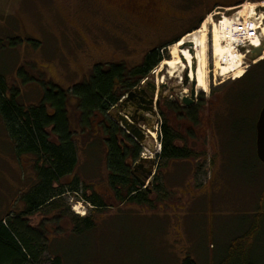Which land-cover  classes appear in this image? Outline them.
<instances>
[{
	"label": "rangeland",
	"instance_id": "374dc122",
	"mask_svg": "<svg viewBox=\"0 0 264 264\" xmlns=\"http://www.w3.org/2000/svg\"><path fill=\"white\" fill-rule=\"evenodd\" d=\"M153 1L158 14L149 23L130 12L133 5L149 0H0V72L10 88L20 91L26 106L41 102L51 86L69 91L82 84L96 66L108 69L123 63L131 69L166 45L161 52L164 61L171 60L169 48L199 28L180 41L192 40L198 52L197 124L186 123L170 108L174 103L184 108L183 99L190 96L181 67H164L159 73L162 63L142 81L165 87L161 109H169V124L183 136L178 146L192 150L194 158L188 164H159L161 140L155 131L157 142L149 140L143 149L144 158L157 161V177L150 180L151 203L118 204L108 184L99 119L83 131L77 102L70 99L79 165L62 184L68 188L79 178L82 192L101 196L107 208L95 209L82 194H66L28 217L29 226L47 237L48 250L34 264H51L54 258L61 264H182L188 258L196 264H219L236 240L243 246L245 262L264 264V164L254 152L255 120L264 106V66L262 78L241 82L264 60L254 64L244 58L239 74L227 81L215 77L213 34L202 30L209 18L219 25L229 13L264 0ZM254 17L257 23L258 15ZM212 29L210 25L209 33ZM33 163L31 156L16 155L0 118V221L25 211L21 197L36 181ZM136 163L130 161L133 167ZM148 168L144 164L136 176L143 179ZM81 218L91 219L94 228L76 233Z\"/></svg>",
	"mask_w": 264,
	"mask_h": 264
},
{
	"label": "trees",
	"instance_id": "16d2710c",
	"mask_svg": "<svg viewBox=\"0 0 264 264\" xmlns=\"http://www.w3.org/2000/svg\"><path fill=\"white\" fill-rule=\"evenodd\" d=\"M198 29L195 28L191 32ZM168 46L170 45L151 51L141 65L131 69L123 63L111 65L108 69L96 66L87 81L69 91L51 86L42 101L31 106L22 103L20 91L10 88L5 75L0 72V118L16 155L18 157L28 155L34 159L33 170L36 175L35 183L21 197L26 207L25 211L19 216H9L6 220L0 221V264H34L39 261L48 250L47 237L44 232L29 226L27 218L47 207H52L55 201L64 195L82 194L83 201L95 209L107 208L101 196L97 194L88 196L86 191L82 192L79 178H76L68 188L62 184L64 179L75 173L79 165L76 132L71 129L68 112L70 99L77 102L79 122L83 131L91 130L94 122L99 119V126L104 134L102 143L105 147L109 173L108 184L115 201L118 204L151 203L148 198L153 194L152 190L148 192L140 186L132 174L133 165L130 164V161L136 163L141 159L143 148L113 121L110 113L126 95L149 78L164 62L165 58L161 51ZM2 50L0 41V53ZM263 66L264 61L260 62L255 70L248 71L241 82L262 78L260 72ZM170 108L177 117L186 120V123L199 122L198 109L195 107L181 109L174 103ZM167 111L160 110L162 152L158 156L159 164L165 161L188 164L194 158V152L187 147L178 146V143H183V136L169 124ZM256 159L259 162L257 156ZM158 188L161 189L159 186ZM80 222L83 225L76 233L89 231L95 226L89 218H81ZM238 241L230 246L227 257L219 264H248L242 257L243 246H240ZM51 264H61L60 259L54 258ZM182 264L196 262L188 258Z\"/></svg>",
	"mask_w": 264,
	"mask_h": 264
},
{
	"label": "bare ground",
	"instance_id": "6f19581e",
	"mask_svg": "<svg viewBox=\"0 0 264 264\" xmlns=\"http://www.w3.org/2000/svg\"><path fill=\"white\" fill-rule=\"evenodd\" d=\"M260 8H264V4L256 5V4H246L243 10L234 13L229 18L223 17V20L220 21L219 25L214 24L210 21V18L206 20L204 23L202 30L205 34H213V65L214 70L212 74L216 77L217 75L221 77V79L229 80V76L237 75L242 70V65L244 62L245 55L240 52L237 48H235V44L241 42L250 43L254 48L260 47L261 43L264 41V12L260 14L257 13V10ZM254 15H258L257 23L255 20L256 17ZM240 22V23H239ZM241 22L244 26V31H239V26H241ZM212 25L213 29L209 33V26ZM213 32V33H212ZM242 35L239 38H235L236 35ZM204 35V34H203ZM239 35V36H240ZM237 39V40H236ZM193 42V41H192ZM206 42V41H205ZM186 43H191V41L183 40L178 44L173 45L169 48L170 55L172 57L171 60L164 61L159 73H162V69L164 67L169 69H176L181 67L184 70H190V80H195L198 87V72H197V54L198 52L194 48L195 56H192L188 50L183 51V45ZM208 44V43H207ZM227 44V45H226ZM182 57L186 59L187 63L182 62ZM208 57V56H207ZM208 60V59H207ZM264 60L263 56L258 59L256 62ZM255 62V63H256ZM196 65V72H193V67ZM207 65V62L206 64ZM183 74V73H182ZM209 74L210 70L207 69L206 83L209 82ZM173 77V76H172ZM164 78L159 79L158 83L163 84ZM224 81V80H223ZM224 81V82H225ZM153 143H156L158 140V135L156 132H148Z\"/></svg>",
	"mask_w": 264,
	"mask_h": 264
},
{
	"label": "water",
	"instance_id": "95a60500",
	"mask_svg": "<svg viewBox=\"0 0 264 264\" xmlns=\"http://www.w3.org/2000/svg\"><path fill=\"white\" fill-rule=\"evenodd\" d=\"M257 11L264 12V8H260ZM183 50H188L192 56H195L192 44H184ZM263 53L264 41L261 43L260 47H252L247 57H249L251 61H256L263 56ZM182 62L185 64L187 63L186 59L183 57ZM193 72H196V65L193 67ZM183 76L184 88H190V96L183 99V104L188 108L196 102L199 92L197 90L196 81L190 80V70H186ZM164 88V86L158 87L156 84L148 83L146 86L134 89L127 95V98L115 108L116 114L112 115L113 121L118 123L121 128L142 148L146 149L148 141L151 140L148 135V131L155 132L154 124L158 119V112L160 110V103L163 98ZM129 102L139 104L138 111L135 116L125 112L123 109L124 105ZM256 132L257 157L259 161L264 164V106L259 114L256 124ZM148 148L150 153L154 154L156 152L155 146L152 142L148 144ZM144 164H148L149 168L143 171V179L138 178V181L144 190L151 192L150 180L155 176L157 161L152 158H141L139 163L135 165L134 171L138 172L139 170H143Z\"/></svg>",
	"mask_w": 264,
	"mask_h": 264
},
{
	"label": "flooded vegetation",
	"instance_id": "af4514ba",
	"mask_svg": "<svg viewBox=\"0 0 264 264\" xmlns=\"http://www.w3.org/2000/svg\"><path fill=\"white\" fill-rule=\"evenodd\" d=\"M216 5H218V3ZM217 8H221V7L217 6ZM131 9L132 10L130 12H132L134 15L139 17L138 19H141L144 21L146 20V22H149V23L154 22L155 16L158 14L157 4H156V2L154 3L153 0H149L148 4L145 3V4L133 5ZM228 9L232 10L231 8H228ZM190 16L196 17L193 14H191ZM186 34H188V32ZM186 34H184L183 36H185ZM180 38H182V36ZM191 43L194 44V42H192V40H191ZM197 90H198V87H197ZM196 103H197V100L190 107H188V108L184 107V108L190 109V108L194 107L196 105ZM138 107H139V104H136L134 102H129V103H126L124 105L123 109L125 110V112H128L129 114H132L133 116H135L136 112L138 111ZM134 172L135 171L133 170V173H132L133 176L135 175L134 177H137L136 174H134ZM136 179L138 180V177Z\"/></svg>",
	"mask_w": 264,
	"mask_h": 264
},
{
	"label": "built area",
	"instance_id": "2783aa9c",
	"mask_svg": "<svg viewBox=\"0 0 264 264\" xmlns=\"http://www.w3.org/2000/svg\"><path fill=\"white\" fill-rule=\"evenodd\" d=\"M240 23V22H239ZM239 31L240 32H243L244 31V26H243V23L241 22V26H239ZM240 34H238V35H236L237 36V38H239V37H241L242 35H240ZM237 40V39H236ZM242 41H243V39H241ZM241 41V42H242ZM241 42H239V43H236L234 46H235V48H237V49H240V48H247V47H249L250 46V43H245V42H243V43H241Z\"/></svg>",
	"mask_w": 264,
	"mask_h": 264
},
{
	"label": "crops",
	"instance_id": "0c3cea01",
	"mask_svg": "<svg viewBox=\"0 0 264 264\" xmlns=\"http://www.w3.org/2000/svg\"><path fill=\"white\" fill-rule=\"evenodd\" d=\"M256 121L257 120H255V125H254V133L256 134ZM256 138V137H255ZM254 141H255V139H254ZM254 152H255V157L257 156V153H256V143H255V146H254Z\"/></svg>",
	"mask_w": 264,
	"mask_h": 264
}]
</instances>
